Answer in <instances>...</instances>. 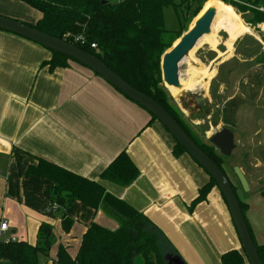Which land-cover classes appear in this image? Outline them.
Returning <instances> with one entry per match:
<instances>
[{
	"label": "crops",
	"instance_id": "0c3cea01",
	"mask_svg": "<svg viewBox=\"0 0 264 264\" xmlns=\"http://www.w3.org/2000/svg\"><path fill=\"white\" fill-rule=\"evenodd\" d=\"M35 11L16 0H0V15L10 19L35 25L41 18ZM52 57L47 48L0 30V221L9 224L5 237L34 245L39 227L47 222L50 184L27 176L43 160L100 183L144 214L186 264H221V256L230 250L229 237L243 253L218 187L191 210L210 176L190 155L173 154L176 142L165 127L76 62L50 71L45 63ZM257 135L264 139V129ZM125 151L139 178L127 188L101 181L102 173ZM77 206L89 214L87 223L82 216V240L92 223L118 229L119 223H112L102 208L86 209L80 202ZM70 210L53 217H59L67 241L73 238L74 225L64 232L62 217L70 218ZM260 241L264 246V239Z\"/></svg>",
	"mask_w": 264,
	"mask_h": 264
},
{
	"label": "trees",
	"instance_id": "16d2710c",
	"mask_svg": "<svg viewBox=\"0 0 264 264\" xmlns=\"http://www.w3.org/2000/svg\"><path fill=\"white\" fill-rule=\"evenodd\" d=\"M16 1L26 4L41 14L38 23L31 25L33 28L66 41L96 57L135 90L161 105L229 179L225 169V162L229 158L221 155L210 142L202 143L193 136L171 105V100L162 86L163 56L173 48L185 29V25H182L183 21L179 19V29L173 32L168 31L165 10L172 7L178 11L184 7L191 11L197 6L193 11L196 18L203 10V3L208 0L205 2L204 0ZM220 2L233 7L249 26L257 27L264 24V11H261V9L264 10V0H220L215 5ZM66 35H69L68 39H65ZM79 37L83 40L74 42L75 38ZM93 44L97 45V49H92ZM51 52L52 59L45 63L50 67V71L68 68L70 61L78 63L65 55ZM151 116L152 121H159L153 114ZM167 132L170 134L168 130ZM173 139L176 142L173 154L177 158L182 154H188L174 137ZM27 176L38 177L49 182L50 185L46 190L49 202L46 213L50 217H54L58 211H68L80 202L86 209L102 208L110 218L119 223L117 230H109L92 223L83 237L77 257L72 260L68 250L61 247L56 264H134L139 255L144 257L146 264H168L165 261L167 255L178 256L165 235L144 214L107 193L100 183L90 181L43 160L39 161L38 166L31 167ZM139 176L138 167L125 151L102 173L101 181L127 188L133 185ZM229 181L231 182L230 179ZM215 187L218 185L210 176L209 184L200 189L199 196L191 205V210L205 202L210 191ZM232 187L237 193L233 184ZM259 193L264 197V189H261ZM240 204L245 216L247 206L241 202ZM73 225V220L65 215L62 217L64 232H70ZM54 244L55 235L52 226L43 223L39 227L37 242L34 245L17 241L0 242V264H43L44 259L50 258ZM256 247L264 264V246L256 244ZM247 260L245 252L241 253L238 250H231L221 256L222 264H244Z\"/></svg>",
	"mask_w": 264,
	"mask_h": 264
},
{
	"label": "rangeland",
	"instance_id": "374dc122",
	"mask_svg": "<svg viewBox=\"0 0 264 264\" xmlns=\"http://www.w3.org/2000/svg\"><path fill=\"white\" fill-rule=\"evenodd\" d=\"M219 1L208 0L205 2L204 0L203 10L196 18L193 11L197 6L193 7L191 11L184 7H181L178 11L172 7L166 9L164 12L166 29L171 32L177 31L180 26L179 19H181L183 21L182 25H185V29L181 33V39L194 27L195 22L206 11L210 7L215 8L214 4ZM221 2L218 5L228 6ZM261 11L264 10L261 9ZM235 12L242 22L241 30L230 18L224 16L228 18L225 21L231 25L233 30L230 31L224 23V27L216 33L217 51L209 45L208 37L203 36L193 49L191 57L185 58L180 64V80H189L191 72L196 69L204 73L216 72L211 80L204 79L201 75L198 79L202 87L185 90L182 94L187 102L194 95L206 97L207 100L203 102L202 110L198 114H193L191 112L194 111V108H190L191 112L184 109L179 97H177V90H173V87H167L164 81L162 86L165 88L168 98L171 100V105L183 123L193 136L202 143H209V139L223 129L234 132L236 149L232 157L225 162V169L237 190L238 199L247 206L245 217L249 222L256 244L259 246L261 244L260 239H264V197L259 193L261 189H264V139L257 135V132L264 129V24L257 27L249 26L245 23L243 16L236 10ZM217 18L218 12L212 25L211 30L213 32L216 30L215 22ZM218 28H221V26ZM237 29H239L238 33L236 32ZM65 37V39H68L69 35ZM232 45V54L228 55L229 48ZM234 167L242 169L249 182L250 192L246 193L242 189L233 171ZM68 215L70 218L77 220L72 229L73 238L71 241H67L66 234L62 232L59 217L55 219L49 215L47 216L46 223L52 226L55 235V244L50 254L51 259L55 262H58L57 255L61 247L68 250L72 260L77 257L81 247L84 227L83 217L86 223L89 221V214L85 213L83 208H78L77 203L71 208ZM111 221L118 224L116 220L111 219ZM98 225L109 230H117L111 229L106 224ZM4 239H7V237H4ZM232 239L229 237L230 250L226 252L236 250V248L234 249L235 239ZM51 259H44L43 264H56L55 262L51 263ZM244 264H247V262Z\"/></svg>",
	"mask_w": 264,
	"mask_h": 264
},
{
	"label": "water",
	"instance_id": "95a60500",
	"mask_svg": "<svg viewBox=\"0 0 264 264\" xmlns=\"http://www.w3.org/2000/svg\"><path fill=\"white\" fill-rule=\"evenodd\" d=\"M216 15L217 10L215 8H209L195 22L194 27H192V29H190V31L163 56L161 69L163 81L167 87H181L179 76L180 64L189 56V53L196 47L198 41L203 38V36L211 33ZM0 30L26 38L50 51L65 55L77 61L93 71L95 74H98L124 96L128 97L140 107L146 109L148 112L157 117L170 134L184 147L188 154L216 181L218 188L229 208L249 263L263 264L245 219L240 201L232 187L231 182L221 169L192 141L176 120L161 105L150 97L135 90L102 61L67 43L66 41L46 35L26 23L3 16H0ZM193 100H195L196 107L195 111L191 112L190 108H188L185 104L183 95L179 97V101L184 109L189 110L193 114H198L202 110L203 102L207 99L204 96L194 95ZM209 142L219 151L221 155L226 158H231L234 150L236 149L235 134L229 129H223L215 133L209 139ZM233 171L238 178L242 189L246 193L250 192L251 189L249 182L242 169L240 167H234ZM165 261L168 264H186L180 256L167 255L165 257ZM134 264H146V261L142 255H139L136 257Z\"/></svg>",
	"mask_w": 264,
	"mask_h": 264
},
{
	"label": "bare ground",
	"instance_id": "6f19581e",
	"mask_svg": "<svg viewBox=\"0 0 264 264\" xmlns=\"http://www.w3.org/2000/svg\"><path fill=\"white\" fill-rule=\"evenodd\" d=\"M214 6H215V8H216V10L218 12V18L216 19V22H215L216 30L217 31L215 30L213 32V30H211L212 33H210V35H208V36L205 35L204 37H208L209 45L213 48V50L217 51L218 41L216 40V33L219 30H221L224 27L225 24L227 25V27L229 28L230 31L233 30L232 27H231V25L228 24L225 21V19L230 18V20H232V22H234V24L237 25L240 30H241L242 22L240 21L239 16L235 12V9L234 8H231V7H228V6H223V5L216 6L215 4H214ZM210 8H212V7H210ZM224 16H226L228 18H226ZM219 26H221V28H218ZM239 29L236 30L237 33H238ZM233 45L229 48L230 50L228 51V55H231L232 54ZM192 51L189 53V56L187 58H190L191 57ZM220 55H222V54H220ZM215 74H216L215 71L212 72V73H206V72L204 73L203 71L199 72L197 69L195 71L193 70L191 72V78L189 80H182L181 79L180 80L181 87L180 88L173 87V90H177V92H176L177 93V97H181L185 90L194 89V88H197V87H202L201 84H200L201 82H199V79H200L199 77L201 75H203L204 79L205 78H208V80H211Z\"/></svg>",
	"mask_w": 264,
	"mask_h": 264
},
{
	"label": "built area",
	"instance_id": "2783aa9c",
	"mask_svg": "<svg viewBox=\"0 0 264 264\" xmlns=\"http://www.w3.org/2000/svg\"><path fill=\"white\" fill-rule=\"evenodd\" d=\"M83 39L81 37L79 38H75L76 42H80ZM92 49H97V45L93 44L92 45ZM9 231V224L7 221H0V242H16V240L14 238H7L4 239L6 233Z\"/></svg>",
	"mask_w": 264,
	"mask_h": 264
},
{
	"label": "flooded vegetation",
	"instance_id": "af4514ba",
	"mask_svg": "<svg viewBox=\"0 0 264 264\" xmlns=\"http://www.w3.org/2000/svg\"><path fill=\"white\" fill-rule=\"evenodd\" d=\"M184 101L188 108H194V111H195L196 105H195V100H193V97L189 99L188 102L185 99Z\"/></svg>",
	"mask_w": 264,
	"mask_h": 264
}]
</instances>
